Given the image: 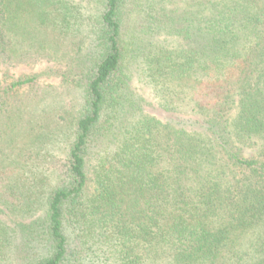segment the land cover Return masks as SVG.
Instances as JSON below:
<instances>
[{"label":"trees","instance_id":"16d2710c","mask_svg":"<svg viewBox=\"0 0 264 264\" xmlns=\"http://www.w3.org/2000/svg\"><path fill=\"white\" fill-rule=\"evenodd\" d=\"M0 264H264V0H0Z\"/></svg>","mask_w":264,"mask_h":264},{"label":"rangeland","instance_id":"374dc122","mask_svg":"<svg viewBox=\"0 0 264 264\" xmlns=\"http://www.w3.org/2000/svg\"><path fill=\"white\" fill-rule=\"evenodd\" d=\"M42 68H43V65H36L33 68L32 67L31 68L30 67L28 68L19 67L18 69L13 71L12 74L15 76H17L20 73L30 74V73L38 72ZM46 85L50 86L48 90L52 93L50 99H48L50 103L51 102L59 103V100H62V102L60 103H62L63 107L67 109L70 107V104H71L70 98H72L73 103L76 105V97L73 96L69 98V95L67 94L66 89L59 83V80L53 79V80L47 81L42 84V86H46ZM74 116H75V111H73L72 117Z\"/></svg>","mask_w":264,"mask_h":264}]
</instances>
